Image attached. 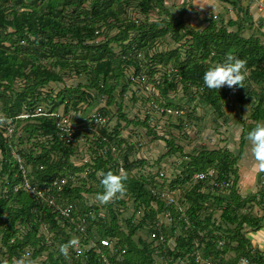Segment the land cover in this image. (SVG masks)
Listing matches in <instances>:
<instances>
[{"label":"trees","instance_id":"trees-1","mask_svg":"<svg viewBox=\"0 0 264 264\" xmlns=\"http://www.w3.org/2000/svg\"><path fill=\"white\" fill-rule=\"evenodd\" d=\"M135 10L141 19L132 13ZM152 14L159 16L154 19ZM186 14V10L178 16L172 14L166 0H0V113L10 121L0 127V252L7 260L27 252L37 264H105L104 257L110 264H157V258L164 259L163 264L177 260L239 264L242 259L264 264V254L248 237L264 226V214H255V206L264 211V190L244 196L238 188V163L251 127L247 120H241L238 156L205 147L196 155L184 154L190 162L172 181L162 169L147 174V161L132 160L134 146H126L122 139V121L127 126L140 123L131 120L118 101L129 91L131 99L138 101L132 89L136 79L155 85L159 96L148 100L164 109V116L173 115L169 109L183 111L177 116L181 124L186 121L184 116L197 118L195 109L167 101V95L178 92L181 86L186 87L191 101L201 100L225 122L228 117L223 108L234 104L235 95L238 102L244 103L246 98L251 105L250 119L255 126L264 122V43L260 37L244 36L251 25L248 16L226 22L208 17L207 26L198 29L191 26ZM114 30L117 33L112 35ZM167 42L177 47L159 51ZM184 48L185 55L181 52ZM228 53L247 62L244 88L208 89L203 83L204 72L212 65L208 62H219ZM159 67L167 69L160 82L155 79ZM67 70L85 76L88 84L67 86ZM61 83L64 87L59 91L51 87ZM243 90H248L246 95H242ZM100 97H106L108 105H116L117 113L105 107L97 112L98 117L81 124L70 116L77 124L76 142L67 144L59 123L71 111L81 112L80 105L91 107ZM115 117L118 123L111 128ZM98 118L104 122L96 124ZM142 124L155 133L149 119ZM11 126L15 129L12 137L8 134ZM83 134L93 135L86 141L95 157L76 166L72 161L81 150ZM167 142L168 155L183 153L175 137ZM210 170L227 186L195 181V175ZM108 171L126 178V192L104 205L96 196L103 192L100 173ZM84 173L86 176L77 181ZM25 177L45 196L18 189ZM176 190L184 212L164 198ZM127 197L135 214L125 229L120 217ZM49 198L63 208L72 205L71 217L76 220L85 216L86 231L71 226L69 219H61ZM218 209L219 222L215 217ZM141 212L144 217L136 224L135 216ZM167 214L171 225L161 221ZM146 226L151 243L136 239ZM73 238L82 253L74 247L65 258L58 245ZM102 239H109L112 247L103 246ZM173 239L174 247L169 245Z\"/></svg>","mask_w":264,"mask_h":264},{"label":"rangeland","instance_id":"rangeland-1","mask_svg":"<svg viewBox=\"0 0 264 264\" xmlns=\"http://www.w3.org/2000/svg\"><path fill=\"white\" fill-rule=\"evenodd\" d=\"M181 1L182 0H166V7L171 11L172 14L178 16L182 10L187 9L186 7L187 5H189V3L193 4L192 0L191 2L190 0H186L185 5H183ZM195 9L197 10V12L196 10L194 13L190 12L186 15V19L189 23H193V25H191L192 27L199 28L200 24L194 23L197 20H201L202 22V18H204L206 12H198V8ZM187 10L189 11V9ZM132 13H134L137 18H142V15L139 14L138 10L132 11ZM227 15L230 18H237L235 13H232V15ZM156 16L158 17L159 15L152 14V18L156 19ZM193 18L195 20H193ZM228 19L229 18H227V20ZM239 19H243V17ZM233 30H236V27L233 28ZM116 33L117 31H112V35ZM244 36L260 37L261 41L264 43V37H261L258 27L255 30H247L246 32H244ZM167 40L170 41L169 38H167ZM169 43L170 42H167L163 46H160L159 51H170L171 49L177 47L174 46V44H171V46H169ZM186 49L187 48H184L181 51L183 55H185ZM208 63H212L213 65L216 62L209 61ZM157 69L158 72L156 73L155 79L160 82L163 74L167 72V69L163 67H159ZM66 73L67 74L66 76H64V80L67 86H77L79 83H82L84 85L88 84V79L85 76L78 77L75 74H70L69 70H67ZM131 74H133V71L129 72V77ZM135 82L136 83L132 85V89L139 97L138 101L136 102L131 99L132 91L127 92L124 95L123 99L118 98V101L124 106L123 112L127 114L131 118V120H135L136 122L139 121L141 124L139 123L138 125H136L133 123L127 126V123L125 121H122L120 131L122 133V139L126 141L125 145L127 146L132 144L134 146V151L131 155V159H144L147 161L146 169L144 170L147 174L149 172L155 174L159 169H162L166 178L169 181H172L173 179H176L180 175V173L183 172L185 166L190 162V159L185 157L184 154L196 155L204 147L208 150L225 149L232 152L235 156H238L241 152L240 139L243 133L244 125L241 123V120H247V123L251 126L248 132H250L255 127V124L250 119L252 111V109L250 108L251 105L247 103L246 98L244 99V103H241L238 102V96L235 95L233 97L234 104L232 106H225L223 108L225 111V116L228 117L227 122H225L224 118H220L218 115H216L213 109L207 105L202 104L201 100L198 99L194 102L191 101L189 96L186 94V87L181 86L178 92H171L169 93V95H167V101L178 105H187L189 108L195 109V114L197 117L195 118L196 120H190L189 117L184 116V120L186 121H183V123L181 124L180 120H178L176 111L172 110L173 112L171 114L173 115L171 116H164L162 114V111H157L153 108L154 103L149 101L148 98L152 95L155 98L159 96V91L156 89L154 84H149L148 80H146L145 83L140 82L139 79H136ZM51 87L55 88L56 91H59L60 88L64 87V84H54ZM247 91L248 90H243L242 95H246ZM87 105L88 104L80 105L81 112L76 113L75 111H71V114L67 116V118L70 119L71 117L75 116L76 120L78 118V123L81 124L85 122L86 119L98 117L97 112L105 107L111 109L114 113H117V106L108 105L106 97H100L99 99H96L95 104L91 107ZM61 111H63V108L61 109ZM146 119L150 120V126L152 130H155L154 134L149 129H147L146 126H143L142 123ZM100 122L104 121H101L98 118L96 124H100ZM117 123L118 119L117 117H115V119L110 123V127H115ZM177 126H183V129H179ZM83 135L80 139L81 150L76 156H74L72 161V163L76 166H80L82 164H85L86 162H90L92 158L95 157L92 154L90 146L86 141L87 139H92L93 135ZM188 136L189 138H187ZM173 137L176 138V146L183 147L184 150L183 153L177 152L176 154L170 156L167 154L170 150L167 141L172 140ZM121 151L122 150H120L119 153H121ZM161 159L162 162L158 164L159 160ZM242 159V162L240 160V162L238 163L239 168L240 165L243 167L242 171L240 172L238 188L244 196L257 194L264 190V183L262 184V182L264 181V171L258 170L257 174L253 173V177H255L254 188L244 189L245 187H250L251 179H253L252 177H248L247 175V172L250 173V171H248L250 170L248 169L250 167L249 165H255L256 163L251 155L250 142L248 140L243 150ZM135 172L138 171L135 170ZM260 172H263L262 175L259 174ZM85 176V173L81 174L76 178V180L79 181L80 178H83ZM169 197L174 199L173 204L175 206L181 207V211H185V207L181 206L179 202V190H176L175 193L172 191L170 193H166L164 198H166L169 202ZM125 199L128 204L126 208H121L122 214L120 217V223L126 229L127 220L134 216L135 213L132 201L129 200L128 197ZM256 208L257 206H255V214L259 215L260 213L256 211ZM155 209H157V206H155ZM245 211L248 212L247 209ZM220 214L221 210L218 209L215 213L217 222H219ZM143 217L144 214L142 212L136 214L135 223L139 224ZM161 221L167 225L171 223L166 219V216L162 217ZM158 225L160 226L158 227ZM158 225L157 227L159 229L161 227V223H159ZM148 229V226H146V228L144 229H141L138 232L136 239L142 238L143 240L149 241V243H151L152 238L149 237ZM42 232H44V229L42 230ZM169 245L174 247L175 240H171ZM229 256H231V254ZM5 259H7V256H4L0 252V260ZM163 263L164 259L157 258V264ZM175 264H187V262L177 260Z\"/></svg>","mask_w":264,"mask_h":264},{"label":"clouds","instance_id":"clouds-1","mask_svg":"<svg viewBox=\"0 0 264 264\" xmlns=\"http://www.w3.org/2000/svg\"><path fill=\"white\" fill-rule=\"evenodd\" d=\"M195 5H199L201 9L204 8L200 3ZM246 65V60L228 53L221 61L207 68L203 75V83L210 90H220L225 86L230 89H235L237 86L244 88V81L248 75ZM7 123H10V121L0 113V127H3ZM247 140L250 142V152L256 162L254 167L260 171H264V122L256 124L248 133ZM100 175L102 177L100 183L103 187V192L97 194V201L106 205L115 198L125 194V177L114 174L112 171L100 173ZM36 194L38 193L36 192ZM77 244L78 240L73 238L66 243L58 245L60 254L68 258L70 254L69 250L77 246ZM29 256L30 254L26 252L20 258L5 259L0 264H37V261L30 259Z\"/></svg>","mask_w":264,"mask_h":264},{"label":"crops","instance_id":"crops-1","mask_svg":"<svg viewBox=\"0 0 264 264\" xmlns=\"http://www.w3.org/2000/svg\"><path fill=\"white\" fill-rule=\"evenodd\" d=\"M234 0H231V3H227L224 2L222 0H192V3H189V5H187V9H189V11L185 8L186 13L189 14L190 12H195V8H198V12H206L205 16L203 19V21L201 22V20H197L195 21L194 24H200L199 28H203L207 26V18L208 17H214L215 19H222L223 21L225 20L228 21L229 19H231L227 14H231L235 13V15L237 16V18H240L241 16H243L244 18H246V16H248V20L249 23L251 24L250 26L247 27V30H255L258 27V30L260 32L261 37H264V22H263V18H264V9L261 5L258 4H250L248 1L246 0H241V2L236 5L233 4ZM191 2V0H190ZM181 3L183 5L186 4V0H182ZM197 3H200L202 7H204L203 9L200 8L199 5H195ZM197 12V10H196ZM181 13V12H180ZM186 14V15H187ZM198 16V15H197ZM229 18L227 20V18ZM237 18H232V19H237ZM193 20H195L193 18ZM191 25H193V23H191ZM198 28V29H199ZM246 30V31H247ZM245 31V32H246ZM245 160V159H242ZM241 160V162H242ZM241 164V163H240ZM250 167L248 169V171H250V173L247 172L248 177H252L253 179H251L250 182V187H245L244 189H251L254 188V183H255V177H253V173H258V168L254 167V165H249ZM242 166L240 165V172L242 171ZM239 172V174H240ZM263 172H260L259 174L262 175ZM264 183V181L262 182V184ZM242 194V193H241ZM256 211L259 212V216H262L264 214L263 210H260V208H256ZM248 237L250 238V240L252 241L254 247L258 248L263 254H264V226L258 230V231H254L251 232L250 234H248Z\"/></svg>","mask_w":264,"mask_h":264},{"label":"built area","instance_id":"built-area-1","mask_svg":"<svg viewBox=\"0 0 264 264\" xmlns=\"http://www.w3.org/2000/svg\"><path fill=\"white\" fill-rule=\"evenodd\" d=\"M251 4H258L261 5L264 9V0H246ZM153 108L157 111H162L164 112V109H159L156 105ZM171 111V112H169ZM169 113H172L173 111L171 109L168 110ZM184 112L181 111H176V114H183ZM76 126L71 119L65 117L60 123H59V128L61 130V137L64 141H66L67 144L71 145L74 144L76 142V138L74 135ZM11 137L13 135H15V129L13 126L9 127V133H8ZM81 139V138H80ZM20 160V159H19ZM24 174L25 170H24ZM26 176V175H25ZM195 181H210L211 185L213 187H226V183H220L217 181V173L213 170H210L208 172H203V173H199L197 175L194 176ZM18 189H25L27 192L33 194V195H38L40 197H44L45 194L43 191L39 190L36 186H34L30 179H28L27 177H25V180L18 186ZM35 190V191H34ZM50 191V190H49ZM36 192L38 194H36ZM174 202V199L169 197V204H172ZM49 203L55 208V211L58 212L60 214L61 219H69L70 220V225L74 226L77 230L81 231V232H85L86 231V218L85 216L83 217H79L77 220L74 217H71L72 215V210L74 209V207L72 205L67 206L65 208L59 206L58 204L55 203L53 198H49ZM166 219L171 222L172 218L170 216V214L166 215ZM160 225H158L159 227ZM160 229V228H159ZM161 241H165V238L163 236H161L160 238ZM101 244L105 247H112V243L109 239H102L101 240ZM75 248L77 249V252L80 254L82 253V249L80 247L79 244H77V246H75ZM100 252V251H99ZM104 257V255H103ZM198 259H201L200 257H198ZM104 261L105 264H110L108 262L107 259H105L104 257ZM250 264L249 261L247 259H242L241 262L239 264ZM202 264H212L209 261H202Z\"/></svg>","mask_w":264,"mask_h":264}]
</instances>
